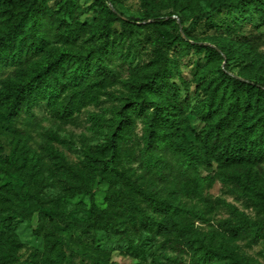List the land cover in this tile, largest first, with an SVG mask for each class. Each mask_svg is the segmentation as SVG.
<instances>
[{"label": "trees", "instance_id": "trees-1", "mask_svg": "<svg viewBox=\"0 0 264 264\" xmlns=\"http://www.w3.org/2000/svg\"><path fill=\"white\" fill-rule=\"evenodd\" d=\"M48 1L0 0V72L15 66L12 73L0 78V125L13 122L24 110L31 112L40 99L62 118L92 98L96 86L106 76L105 58L117 48L116 42L110 44V21L121 20L130 29L135 25L159 29L174 22L181 31L167 43L165 39H156L154 57L136 84L137 97L103 147L106 154L110 151V170L97 164L79 169L59 150L48 151L51 166L25 139L13 146L11 154L2 157L1 161L16 178L20 204L0 223V264L28 263L20 261L17 250L21 241L14 233H7V228L14 218H28L35 213L39 219L36 233L44 232V248L38 263L63 264L68 255H73L68 253L65 236L44 223L48 217H57L59 227L71 226L68 212L53 204L50 195L42 194L53 176L60 178L64 191L85 194L90 199V217L76 221L74 226L86 232L92 227L108 232L115 227L117 217L162 236L164 241L148 251L130 242L144 259L149 253L153 264H171L160 259L163 246L185 250L190 264H251L227 241H217L215 234L208 237L202 233L195 223L207 221L204 211L187 205L182 196L190 190L201 193L204 183L212 182L210 176L200 174V167L215 162L222 182L233 192L248 196L261 215L253 218L235 204L225 202L230 217L223 220V226L252 242L264 235V173L258 171L264 163V81L234 73L223 57V47L192 42L182 17L157 15L162 9L187 8L181 0H142L147 17L153 20L141 25L132 18L124 19L115 0H96L101 9L94 26L108 34L99 45L77 54L73 47L88 31L89 24L72 26L57 19V10ZM208 1L211 9L200 13L199 18L224 8L233 15L238 11L242 16H251L256 26L264 25V0ZM58 4V11L70 16L78 6L77 0H60ZM51 33L64 41L62 52L32 68L34 58L49 47ZM126 34L130 38L132 31ZM177 48L203 54L198 57L190 81L177 73L179 65L169 54L168 49ZM176 73L179 79H174ZM137 117L144 124V145L139 154L144 171L139 174L131 167L119 166L124 154L123 141ZM191 118L201 123L200 129L191 127ZM188 131L194 133V140L187 138ZM98 177L120 184L106 194V208L95 201ZM172 258L179 263L178 255ZM93 264L110 262L95 259ZM138 264L146 262L139 260Z\"/></svg>", "mask_w": 264, "mask_h": 264}, {"label": "rangeland", "instance_id": "rangeland-1", "mask_svg": "<svg viewBox=\"0 0 264 264\" xmlns=\"http://www.w3.org/2000/svg\"><path fill=\"white\" fill-rule=\"evenodd\" d=\"M59 1H48V4L57 10V19L68 21L72 26L77 23H88L90 26L74 45L75 54L88 51L91 45L103 42L108 31L94 26L100 18L101 9L96 0H77L78 6L73 16L62 10L58 11ZM115 1L119 10L124 13V19L132 18L138 25L153 20L147 17L142 0ZM181 1L182 6L188 7L183 10L162 9L157 15H168L167 18H176L178 15V19L182 17L192 42L223 47V57L225 61L228 60L234 73L264 81V25L256 26L251 16H242L238 11L233 15L224 8L219 13L199 18L200 13L211 9L208 0ZM108 25L111 31L110 44L116 42L117 48L116 52L105 58L106 76L101 84L96 86L92 98L71 115L62 118L47 107L45 100L40 99L31 107V112L24 110L13 122H4L0 125V223L5 215L13 214L14 209L20 204V194L15 187L16 178L1 161L2 157L11 154L13 146L25 139L28 145L40 152L51 166L53 164L48 151L59 150L79 169L97 164L110 170L113 165L109 161L110 151L108 149L106 154L103 147L107 144L109 136L117 131L124 118V112L137 97L136 84L144 77L146 66L154 57L156 39H165L167 43L179 30L181 31V27H176L174 22L159 29L137 25L130 29L129 25L121 20L110 21ZM130 30L132 35L128 38L126 31ZM182 35L188 38L185 32H182ZM64 46V41H59L54 33H51L49 47L34 58L32 68L41 65L50 57L59 55ZM168 51L179 65L177 73L190 81L196 63L200 60L198 57H202L203 54L193 51L186 53L179 48ZM14 69L15 66L5 68L0 72V78L12 73ZM177 73L174 79H179ZM1 87L0 83V90ZM190 91H194L193 86ZM190 120L191 127L200 129L201 123L198 120L193 118ZM187 138L194 140V133L188 131ZM47 143L48 148L45 149ZM143 145L144 124L142 118L137 117L130 134L123 141L124 154L119 166L131 167L137 174L142 173L144 170L140 164L139 154ZM258 171L260 174L264 173V163ZM45 174L48 175V172ZM200 174L210 176L212 182L204 183L201 193L190 190L182 196L187 205H196L205 213L207 221L197 220L196 227L208 237L215 234L217 241L230 243L251 264H264V235L257 242H252L249 238L234 234L223 226V220L230 217L225 202L235 204L253 218L261 216L256 207L251 205L248 196L233 192L222 182L215 162L202 165ZM34 181L36 182V179ZM61 186L60 178L53 176L42 194L50 195L52 203L67 211V218L71 221L70 227L62 228L59 227L57 217H48L44 220L47 227H56L65 236L69 245L68 253L73 252L63 264H93L95 259L109 260L110 264H138L139 260L153 264L149 253L144 259L141 252L131 247L130 242L142 245L148 251L164 241L162 236L152 230L133 227L117 217L114 220L115 227L108 232L96 227L86 232L83 228L74 226V223L90 217L91 203L88 195L71 194L64 191ZM119 187L120 184L110 179L98 177L95 182L96 204L106 208L108 206L106 194L112 188ZM38 224L39 219L35 213L28 218H14L11 227L7 228V233H14L21 241L17 250L20 261L29 263L34 260L35 264H39L38 259L42 256L44 248L42 240L44 232L41 231L40 235L36 233ZM160 251L162 252L160 259L163 262L190 264V255L185 250L163 246ZM176 255L179 263L172 258Z\"/></svg>", "mask_w": 264, "mask_h": 264}]
</instances>
